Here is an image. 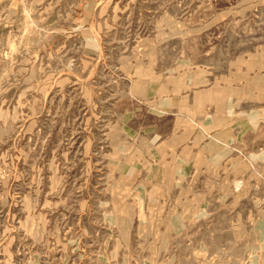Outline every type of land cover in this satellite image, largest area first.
Instances as JSON below:
<instances>
[{"label":"rangeland","instance_id":"obj_1","mask_svg":"<svg viewBox=\"0 0 264 264\" xmlns=\"http://www.w3.org/2000/svg\"><path fill=\"white\" fill-rule=\"evenodd\" d=\"M0 264H264V0H0Z\"/></svg>","mask_w":264,"mask_h":264}]
</instances>
